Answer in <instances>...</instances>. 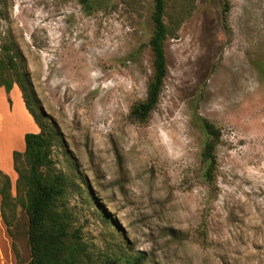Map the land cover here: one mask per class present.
I'll return each mask as SVG.
<instances>
[{
	"label": "rangeland",
	"instance_id": "obj_1",
	"mask_svg": "<svg viewBox=\"0 0 264 264\" xmlns=\"http://www.w3.org/2000/svg\"><path fill=\"white\" fill-rule=\"evenodd\" d=\"M227 1L225 21L219 0H166L167 74L145 123L130 109L153 75V0L0 6V60L11 45L55 127L62 205L92 262L264 264V0ZM0 88V175L15 198V133L37 127L17 85ZM203 121L220 132L211 182ZM1 213L0 196V264L28 263L24 210L6 211L7 226Z\"/></svg>",
	"mask_w": 264,
	"mask_h": 264
},
{
	"label": "trees",
	"instance_id": "obj_2",
	"mask_svg": "<svg viewBox=\"0 0 264 264\" xmlns=\"http://www.w3.org/2000/svg\"><path fill=\"white\" fill-rule=\"evenodd\" d=\"M219 1L223 4V17L226 21L228 1ZM6 2L7 0H0L1 9L6 7ZM165 13L166 0H153V32L148 42L153 75L145 99L135 103L130 109V115L139 123H145L157 105L167 74L164 43L168 29L164 23ZM3 49L5 59L0 60V86L9 93L13 85H17L25 108L39 131L25 134L23 153H13V168L17 173L15 198L10 196L8 178L0 175L2 219L7 226L5 212H12L17 203L24 210L31 253L30 261L26 264H97L90 260L78 232L71 231L70 216L62 205L66 178L54 171L50 158L57 136L55 127L41 111L37 113L33 108V95L25 84L26 79L15 69L12 55L14 48L5 44ZM202 127L207 136L201 153L204 179L211 182L216 169L215 149L220 140V132L208 121H203ZM99 264H138V260L119 257L105 259Z\"/></svg>",
	"mask_w": 264,
	"mask_h": 264
},
{
	"label": "crops",
	"instance_id": "obj_3",
	"mask_svg": "<svg viewBox=\"0 0 264 264\" xmlns=\"http://www.w3.org/2000/svg\"><path fill=\"white\" fill-rule=\"evenodd\" d=\"M3 89L2 88H0V95L1 94H3ZM20 96H21V94H20ZM24 105V104H23ZM2 122H4V117H3V115H0V132H1V128H2ZM35 124V123H34ZM37 127V126H36ZM38 128H36V129H31L30 131V133H34V132H37L36 130H37ZM39 131V130H38ZM22 132H29V131H27V130H24V131H22ZM38 133V132H37ZM23 134V133H22ZM20 135V137L18 136V133L16 132L15 133V138H17L18 137V140H19V144H20V151L21 150H23L24 151V134L23 135ZM26 134H28V133H26ZM14 138V134L12 133V139ZM16 148H18V143H17V147ZM12 150H13V147H12Z\"/></svg>",
	"mask_w": 264,
	"mask_h": 264
}]
</instances>
